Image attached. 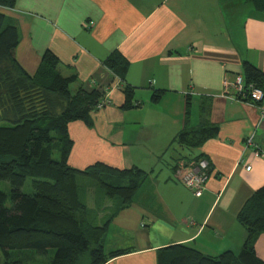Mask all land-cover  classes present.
<instances>
[{"label":"crops","instance_id":"0c3cea01","mask_svg":"<svg viewBox=\"0 0 264 264\" xmlns=\"http://www.w3.org/2000/svg\"><path fill=\"white\" fill-rule=\"evenodd\" d=\"M0 12L19 29L15 55L26 71L35 74L49 49L63 75H77V87L105 93L108 103L92 112L91 126L69 123V164L83 169L102 161L147 172L146 203L119 209L107 231L119 238L109 251L129 252L108 264H158V250L176 243L212 256L241 250L248 234L238 214L264 186V156L255 155L256 145L264 151V116L259 105L232 99L224 80L243 74L245 61L264 72V10L251 0H17ZM114 51L130 62L125 80L105 64ZM125 83L139 104L131 109L121 107ZM156 90L163 94L153 102ZM188 101L192 126L219 125L194 150L175 141ZM251 135L255 145L246 143ZM179 152L191 157L175 168ZM197 155L210 163L201 195L177 174ZM255 249L264 260V233Z\"/></svg>","mask_w":264,"mask_h":264},{"label":"trees","instance_id":"16d2710c","mask_svg":"<svg viewBox=\"0 0 264 264\" xmlns=\"http://www.w3.org/2000/svg\"><path fill=\"white\" fill-rule=\"evenodd\" d=\"M16 1L0 0V5L14 7ZM251 1L264 10V0ZM19 41L18 27L7 24L0 12V184L8 181L12 186L10 193L0 186V264L32 262L27 260L29 255L46 257L50 249L55 252L49 257V264H84L87 253L85 264H108L129 249L105 250L103 241L115 214L101 224L97 222L89 204L83 201L79 177L96 181L105 196L120 198L116 200L122 209L134 202L147 172L136 165L118 168L102 161L83 169L69 164L73 148L69 123L83 120L91 126L92 112L105 93L83 86L71 90L77 75H63L60 58L49 49L37 72L30 74L15 55ZM105 64L125 80L130 62L123 53L114 51ZM243 76L246 83L264 88V72L254 64L244 62ZM123 92V109L139 105L133 104L134 86L125 83ZM162 94V90L154 91L151 101L158 102ZM207 108L203 103L201 110ZM190 115L188 101L185 125L175 141L194 150L215 137L219 125L208 122L192 126ZM179 154L173 157L175 168L181 160L191 157L184 152ZM201 157L192 156V160ZM29 177L32 193L23 191ZM9 199L11 207L6 205ZM238 219L248 234L240 251L227 250L212 256L188 244L176 243L158 250V264H264L255 249L257 236L264 233V186L247 200Z\"/></svg>","mask_w":264,"mask_h":264},{"label":"built area","instance_id":"2783aa9c","mask_svg":"<svg viewBox=\"0 0 264 264\" xmlns=\"http://www.w3.org/2000/svg\"><path fill=\"white\" fill-rule=\"evenodd\" d=\"M225 89H232L230 97L234 100H240L244 102H250L257 104L262 103L259 106L264 116V88L257 86L255 83H246L243 74H237L231 81L228 78L224 80ZM108 103V100H103L97 107H102ZM258 105V104H257ZM247 145H255L253 141V135H251L247 141ZM256 156H264V151L256 145ZM180 166V163H179ZM209 161L205 157L199 158L197 161L191 162L188 167H182L183 171H178V177L180 181L187 186L195 195H201L205 188V184L209 178Z\"/></svg>","mask_w":264,"mask_h":264},{"label":"rangeland","instance_id":"374dc122","mask_svg":"<svg viewBox=\"0 0 264 264\" xmlns=\"http://www.w3.org/2000/svg\"><path fill=\"white\" fill-rule=\"evenodd\" d=\"M76 88H77L76 83H73L70 85L71 90L74 91V90H76ZM235 101H240V100H235ZM257 104L259 106H262V103H260V102H258ZM3 124L6 125L7 123H3ZM79 183H80L81 188H82L83 201L86 202L87 204H89L91 214L94 215L96 218H98L97 222L99 221L100 224L105 222L109 217H111V215L115 214L118 211L119 208H118V202L116 199H120V198L116 197V198L112 199V198H109L108 196H105L104 192L98 188L96 181H94V180H92L86 176H80L79 177ZM0 186L7 193H10L12 190V186L8 181H2ZM23 191L26 193H32L33 192L30 177L27 179L25 185L23 186ZM139 191L140 192H138V194L135 196L134 202L136 201V203H139V204H141L143 202L146 203L145 202V194H146L145 193V191H146L145 186L141 187ZM6 205L8 207H11L12 201L9 199L6 203ZM111 228H112V226H111ZM118 239L119 238L117 237V234L114 233L113 228L111 230H109V232H107V234L104 238V241H103V243L105 245V249L107 252L109 251V248H111L112 243ZM54 252H55L54 249H50L48 256L42 257V258H37V259H42V260L45 258L48 259L49 257L54 255ZM27 260L33 262L34 258H33V256L29 255V257H27ZM87 261H88V253L85 254V256L83 258L84 264Z\"/></svg>","mask_w":264,"mask_h":264}]
</instances>
